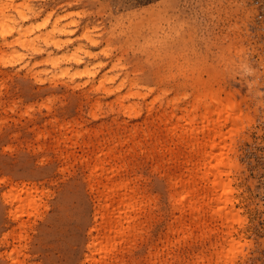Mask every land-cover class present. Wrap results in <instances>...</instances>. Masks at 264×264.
<instances>
[{
  "label": "rangeland",
  "instance_id": "1",
  "mask_svg": "<svg viewBox=\"0 0 264 264\" xmlns=\"http://www.w3.org/2000/svg\"><path fill=\"white\" fill-rule=\"evenodd\" d=\"M255 1L0 0V264H213L222 222L203 202L198 223L187 204L184 213L170 206V184L201 164L209 137L193 135L201 124L185 118L172 137L164 122L212 86L252 121L228 155L233 207L245 220L233 226L246 245L234 264H264V23ZM121 181L139 200L129 223L140 226L108 256L93 254L99 212L123 192L101 204L103 187ZM25 189L36 209L19 213L10 196Z\"/></svg>",
  "mask_w": 264,
  "mask_h": 264
},
{
  "label": "bare ground",
  "instance_id": "2",
  "mask_svg": "<svg viewBox=\"0 0 264 264\" xmlns=\"http://www.w3.org/2000/svg\"><path fill=\"white\" fill-rule=\"evenodd\" d=\"M197 89H196V91H197ZM212 90H213V86L211 87L210 93L206 92V94L209 93L206 97V100L202 97V96H204V94H202V93H205V92L201 93L199 91L201 93V95H199V92H198L197 93L198 96L196 94V96L198 97L197 100L191 101L194 104L190 102L189 103L190 105L189 104L187 105V107L189 106L188 108H183V109L179 110L182 113L181 118L177 117L176 114L171 113L172 115L171 114H169V116L167 115V117H168V118H166L167 120L164 119L165 120L164 122L167 123L168 125H170V128L167 130L169 133V136L174 137L175 135H177L176 130L182 124L181 119L185 118V119H188V122H187L188 125L192 126L193 124L196 125V123L201 124L200 125L201 129H199V131H198V129H195V128L190 129V130H192L193 135H196V134L198 135L199 133H201L204 135L207 134L208 136L207 135L206 136L209 137V140H207L208 138L205 139L207 142L204 140V142L206 144L203 145L202 142L199 143V146L200 145L204 146V148H203L204 150H201L202 149L201 146L200 147L198 146L201 149L198 150L196 154L198 155L199 151L200 152L203 151L202 152L203 154L201 153V155H203L202 156L203 160H201L202 161L201 164L198 163V161L197 162L195 161V163H197L198 165H194L195 167H191V166L188 167V168L191 167L192 169L191 170L189 169V171L186 172V175L188 174V178H186V180H184L185 178L180 180L178 177L177 179L175 178V180H178V181H175V180H174V182H172L173 180L171 181L172 184H170V185L174 189H176V193H174V194H173V192L171 193V194H173V196L171 198V201H170V197H169V201L171 203L170 206L173 205L175 208H178V210H180V211H183L184 210L183 207L185 206V204H187V209H188L187 214H190L194 220L197 218L196 220H198V221H199L200 217L198 218L197 216L200 214V211H202L200 206H199L200 205L199 202L200 203L203 202V204L206 205L205 207H207L210 212L208 210H206V211H208L210 213V215L213 216V218L218 217V219H219L218 221L222 222L221 226L224 229L223 233L220 232L223 234V239L221 238L222 239L221 241L223 244L222 249H220L221 251H219V253H217V256H215L216 252L214 253L216 260L214 259L215 262H213V264H220L221 261H225V264H234V259L236 258L238 251H241V249L246 247V245L240 244L241 239H243V234L239 233L237 231V229L233 228V226H236V228H240L241 226H243L245 224V220L241 219L238 216L241 211L234 210V207H233L234 206L233 202L234 201L236 202V200H233V194L236 191L232 187V180L229 179V170L230 169L234 170V167H236V166L233 165L235 163H233L234 161L231 160L228 155L232 151V148H233L232 143H233L234 138L237 136L238 131L242 130L244 128L245 124L246 125L248 124V121L250 123L252 121L249 120L250 117H248V115L242 114L243 112L241 111V108H239L240 104L238 105L237 103H234V101L232 99L230 100L229 96H228V98H225V100L220 99L219 92H218L219 90L217 91V89H216V90H214V92ZM196 91L194 90V92H196ZM202 91H203V89H202ZM191 96H193V95H191ZM196 96H193V97L196 98ZM199 96H201L203 98V100L201 98H199ZM200 100H202V101L205 100V101L201 103ZM191 104H193V105H191ZM200 107L202 109H204V111L196 114L197 109ZM162 115H164V114H162ZM173 119H175V122H172ZM198 120L200 122H198ZM133 134H134V132H133ZM131 136L133 137V135H131ZM192 137H190V138H192ZM205 146L208 147V151H205ZM190 147H189V149H190ZM192 148L193 147H191L190 150L193 152L194 149L192 150ZM107 155H103V157L107 156ZM112 156H114V155H112ZM198 159H201V158H198ZM102 160L101 161L99 160L100 163L103 162ZM188 161H190V160H188ZM104 162L106 163V161H104ZM97 163H99V162L97 161ZM192 164L190 163L189 165H192ZM103 166L101 164H99V165L96 164V166L94 167V164H93L94 168L92 169L93 171L91 170V172H93L96 175L99 173V171H100V173H102L101 172L102 170L105 171L104 169H102ZM91 176H93L92 173H91ZM197 176L199 178V180H197L198 184H200V182L202 181L203 184H205L207 186L206 192H204L206 194L202 193L201 196L199 194L200 190L197 187V185H198L197 181L195 182L196 183L195 186L192 184L193 180L195 178H197ZM174 177H176V176H174ZM184 177H186V176H184ZM121 182H122V184H120V183L117 184V182H116L117 186L116 187L113 186V188H110V186H112L113 184L110 185L108 183L105 186L106 188L103 187V189L105 191L108 190V192L104 191L105 193L103 195L102 194L103 192L101 191V195H98L99 199L102 197V195H103V197H105V198L102 197V200H101V204H102L103 203L102 201H105L106 198H108V197L112 198V196L107 197V195H112V194L114 195V193H115V197H116V193H118V191L123 190L122 195H120L121 192H119L120 194H118V195H120L119 196L120 198L118 200L116 199L117 201L114 202V205L109 200L107 201V202H109V204H112L111 206L108 205L111 208L106 205V206H104L105 209L103 207V209H101V211L99 210L100 211L99 212L100 216L98 215L99 219H101V221H104V218H106V219H105L104 223L101 222L102 226H101V224H99L100 226L97 227V229L99 227L102 228L101 230L103 233L101 232L102 235L100 234L101 238H99L97 240L95 239L94 242L91 243L89 246L90 252L93 254L97 253L101 256H106L110 250H114L113 248H116L115 247L116 245H119L120 243L122 244L127 237L128 238H129V236L133 237L134 236L133 234L136 233L135 230L137 231L139 228L138 226H140L138 223H136L138 221L135 222V224H137L136 225L137 229L135 228L136 226L133 227L134 224L130 225V223H129L131 220H133L135 218V216L134 217L132 216L133 218L131 219L130 214L132 212L136 213V211H138V208H139V202L138 201L139 200L137 201L134 198H132L133 197L132 195H130L132 197H128L126 195V193H128L127 191L130 192V190H127L126 193H124L127 187H126V185H123V183H124L123 181H121ZM108 185H110V186H108ZM127 185H128V182H127ZM171 186H170V189H172ZM107 187H109V189ZM199 188H200V186H199ZM132 192L130 194H132ZM133 193H135V192H133ZM137 195H139V193H137ZM202 195H204V196H202ZM10 197H11V202L16 204V207H17L16 211L19 213H22V211L26 210V208H30L32 211H34L36 209V201H35V198L33 196V192L31 189H25V191L20 192L18 195L13 194ZM135 197H136V195H135ZM138 197L140 199V195ZM113 198H114V196H113ZM204 201H206L208 203H206ZM101 204H99V205H101ZM173 206H172V208H173ZM202 209H203V206H202ZM178 210H176V211H178ZM183 213H184V211H183ZM106 214H109V215H106ZM179 214L182 215V213H179ZM201 214H202V212H201ZM178 216H180V215H178ZM191 216H190V218H191ZM182 217H183V215H182ZM178 219H180V218H178ZM174 220H175V217H174ZM196 220H195V223H198V222H196ZM133 221H131V222L133 223ZM221 226H220V228H221ZM97 229H95V231H96L97 236H99L100 232ZM139 231H141V230H139ZM178 231L180 233V227H179ZM131 233H133V234L131 235ZM137 233H139V232H137ZM219 247L221 248V246H219ZM89 258L90 257H88L87 259H89Z\"/></svg>",
  "mask_w": 264,
  "mask_h": 264
},
{
  "label": "built area",
  "instance_id": "3",
  "mask_svg": "<svg viewBox=\"0 0 264 264\" xmlns=\"http://www.w3.org/2000/svg\"><path fill=\"white\" fill-rule=\"evenodd\" d=\"M255 5L257 16L264 23V0H256Z\"/></svg>",
  "mask_w": 264,
  "mask_h": 264
},
{
  "label": "snow or ice",
  "instance_id": "4",
  "mask_svg": "<svg viewBox=\"0 0 264 264\" xmlns=\"http://www.w3.org/2000/svg\"><path fill=\"white\" fill-rule=\"evenodd\" d=\"M124 3L128 5L130 3V0H124Z\"/></svg>",
  "mask_w": 264,
  "mask_h": 264
}]
</instances>
